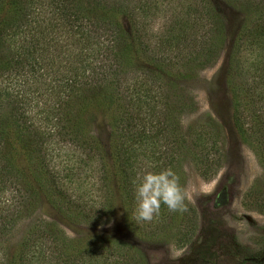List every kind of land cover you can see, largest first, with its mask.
<instances>
[{"label":"trees","instance_id":"trees-1","mask_svg":"<svg viewBox=\"0 0 264 264\" xmlns=\"http://www.w3.org/2000/svg\"><path fill=\"white\" fill-rule=\"evenodd\" d=\"M158 1L0 0V233L22 212L32 214L29 202L40 198L69 221L101 219L104 203L94 200L93 191L97 196L105 188L109 165L133 191L141 147L150 149L149 159L163 144V169L180 172L181 161L172 154H184L186 136L177 114L190 105L178 81L212 62L224 44L225 24L210 0H193L209 24L206 36L191 43L190 53L185 47L171 53L168 42L178 29L171 7L157 15L149 11ZM220 1L252 5L258 21L264 19V0ZM158 18L153 43L149 32ZM238 103L234 99L232 121L247 142ZM95 114L111 120L116 143L110 150L91 131ZM85 162L92 193L81 196L71 181ZM32 231L5 264H108L122 258L96 242L103 239L99 231L83 249L53 221L41 219ZM32 245L45 246L43 253L28 254Z\"/></svg>","mask_w":264,"mask_h":264},{"label":"rangeland","instance_id":"rangeland-1","mask_svg":"<svg viewBox=\"0 0 264 264\" xmlns=\"http://www.w3.org/2000/svg\"><path fill=\"white\" fill-rule=\"evenodd\" d=\"M210 2L223 17L224 44L210 64L195 69L191 78L178 81L190 106L177 114L186 144L184 154H172V160L181 161L178 175L181 185L189 190L188 211L170 212L162 205L151 222L136 220L134 182L145 170L161 171L166 162L159 154L163 144L154 148L149 159L150 149L144 153L141 147L134 161L133 191H127L128 180L113 174L111 165L105 188L97 196L93 191L94 200L104 203L101 219L77 218L72 222L44 198L32 200V214L30 210L22 212L16 223L8 225V231L0 233V264L33 238L32 230L41 219L53 221L78 240L75 245L82 249L94 233L102 232L103 239L96 242L108 253L117 251L122 256L119 262L108 264H264V19L258 21V10L252 5ZM192 3L160 0L157 8L149 9L157 15L171 7L178 29L168 42L171 53L184 47L185 53H190L191 43L206 36L209 24H205L199 5ZM161 24L158 18L149 32L153 43ZM234 99L239 100L238 109L248 128L247 142L233 125ZM110 122L104 114H95L90 124L92 133L109 150L116 143ZM90 171L88 162L73 170L71 185L81 196L92 193ZM35 245L28 254L43 253L45 246Z\"/></svg>","mask_w":264,"mask_h":264},{"label":"clouds","instance_id":"clouds-1","mask_svg":"<svg viewBox=\"0 0 264 264\" xmlns=\"http://www.w3.org/2000/svg\"><path fill=\"white\" fill-rule=\"evenodd\" d=\"M134 183L137 221L151 222L162 205L170 212L188 211L189 190L181 185L179 175L171 167L159 172L145 170Z\"/></svg>","mask_w":264,"mask_h":264}]
</instances>
